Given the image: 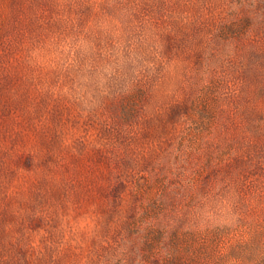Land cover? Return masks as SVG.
Segmentation results:
<instances>
[{
	"label": "rangeland",
	"instance_id": "obj_1",
	"mask_svg": "<svg viewBox=\"0 0 264 264\" xmlns=\"http://www.w3.org/2000/svg\"><path fill=\"white\" fill-rule=\"evenodd\" d=\"M0 264H264V0H0Z\"/></svg>",
	"mask_w": 264,
	"mask_h": 264
}]
</instances>
